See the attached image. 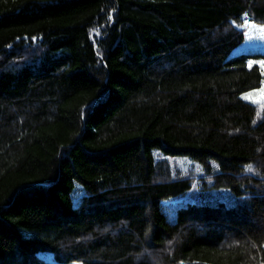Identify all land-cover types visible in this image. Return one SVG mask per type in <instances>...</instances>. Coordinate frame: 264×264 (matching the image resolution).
<instances>
[{"label":"trees","instance_id":"16d2710c","mask_svg":"<svg viewBox=\"0 0 264 264\" xmlns=\"http://www.w3.org/2000/svg\"><path fill=\"white\" fill-rule=\"evenodd\" d=\"M246 17L264 0H0V264H264ZM173 159L237 203L176 206Z\"/></svg>","mask_w":264,"mask_h":264},{"label":"rangeland","instance_id":"374dc122","mask_svg":"<svg viewBox=\"0 0 264 264\" xmlns=\"http://www.w3.org/2000/svg\"><path fill=\"white\" fill-rule=\"evenodd\" d=\"M241 28L245 31V39L230 54V58L238 55H249V66L259 65L264 72V58L259 55L264 54V24L257 23L245 18ZM242 99L264 109V83L261 87L250 90L242 94ZM172 172L177 176L179 173L195 174L196 179L191 190L185 195L175 200L178 207L186 206L190 203L217 204L225 203L231 207L237 203L235 195L227 188H218L214 185V178L204 177L209 174L205 171L202 163L194 162L190 159H173L171 161ZM43 256L52 260L50 253ZM57 264H84V263H57Z\"/></svg>","mask_w":264,"mask_h":264}]
</instances>
